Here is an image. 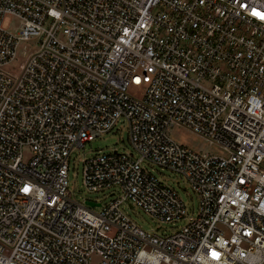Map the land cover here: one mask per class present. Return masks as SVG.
Returning <instances> with one entry per match:
<instances>
[{
  "label": "built area",
  "instance_id": "built-area-1",
  "mask_svg": "<svg viewBox=\"0 0 264 264\" xmlns=\"http://www.w3.org/2000/svg\"><path fill=\"white\" fill-rule=\"evenodd\" d=\"M119 121L134 154L83 162L108 201L73 199V152ZM174 126L228 156L173 142ZM143 163L183 177L197 212ZM263 165L264 0H0V264H264ZM124 206L181 227L144 232Z\"/></svg>",
  "mask_w": 264,
  "mask_h": 264
},
{
  "label": "rangeland",
  "instance_id": "rangeland-1",
  "mask_svg": "<svg viewBox=\"0 0 264 264\" xmlns=\"http://www.w3.org/2000/svg\"><path fill=\"white\" fill-rule=\"evenodd\" d=\"M20 26V21L16 18L7 16L3 20V28L11 34H16ZM37 39L30 38L27 41L19 42L15 59L3 68L5 73L13 76L19 75L21 67L36 52ZM144 87L130 88L129 96L140 99L143 95ZM169 138L191 151L200 155L227 157L226 150L219 144L198 136L184 126H174L168 130ZM116 151L118 153L134 154L129 143L128 131L125 123L119 121L115 126L105 134H101L92 142L86 143L83 147L76 149L68 161L67 183L68 190L72 194V198L84 202L85 200L104 204L108 201L109 191L102 193L88 192L82 183L83 162L96 155H105ZM30 157L28 149L23 150V161H27ZM264 167V165H263ZM143 168L151 173L165 186L173 189L181 201L184 203L189 214H195L198 209V200L195 193L191 190L186 180L171 171L161 169L153 164L143 163ZM124 213L131 221L144 232L156 235H170L180 229L181 225H171L168 223L157 221L144 214L141 210L134 207L132 210L123 207ZM98 258H93L91 264H98Z\"/></svg>",
  "mask_w": 264,
  "mask_h": 264
},
{
  "label": "water",
  "instance_id": "water-1",
  "mask_svg": "<svg viewBox=\"0 0 264 264\" xmlns=\"http://www.w3.org/2000/svg\"><path fill=\"white\" fill-rule=\"evenodd\" d=\"M88 205H90V206H91L92 204L88 203Z\"/></svg>",
  "mask_w": 264,
  "mask_h": 264
}]
</instances>
